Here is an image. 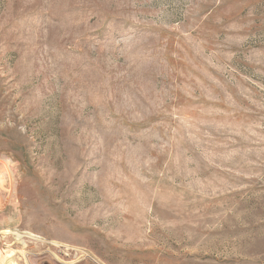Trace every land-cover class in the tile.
I'll return each instance as SVG.
<instances>
[{
    "label": "rangeland",
    "instance_id": "1",
    "mask_svg": "<svg viewBox=\"0 0 264 264\" xmlns=\"http://www.w3.org/2000/svg\"><path fill=\"white\" fill-rule=\"evenodd\" d=\"M0 249L264 264V0H0Z\"/></svg>",
    "mask_w": 264,
    "mask_h": 264
},
{
    "label": "bare ground",
    "instance_id": "2",
    "mask_svg": "<svg viewBox=\"0 0 264 264\" xmlns=\"http://www.w3.org/2000/svg\"><path fill=\"white\" fill-rule=\"evenodd\" d=\"M12 189L14 190V187H12ZM13 190H12V192H14ZM13 194H14V193H13ZM12 196H13V195H12ZM9 198H10V197H9ZM0 251H1V249H0Z\"/></svg>",
    "mask_w": 264,
    "mask_h": 264
}]
</instances>
